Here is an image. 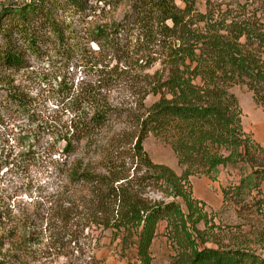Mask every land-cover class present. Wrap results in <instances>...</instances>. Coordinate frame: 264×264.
<instances>
[{
    "label": "trees",
    "instance_id": "trees-1",
    "mask_svg": "<svg viewBox=\"0 0 264 264\" xmlns=\"http://www.w3.org/2000/svg\"><path fill=\"white\" fill-rule=\"evenodd\" d=\"M237 1L206 0L201 11L197 0H131L121 20L97 30L98 39L107 40L112 48L118 38L131 36L137 41V64L146 81L138 94L143 111L133 117V150L161 183V191L180 197L188 212L175 200L148 202L114 187L108 171L116 168L98 170L78 157L81 147L99 146L102 129L112 115L120 113L102 97L98 86L73 97L75 116L61 136L65 158L52 161L59 178L91 193L79 201L51 202L60 221L70 223L82 206L85 213L79 215L83 214L84 225L134 230L140 264H152L151 247L162 221L178 244L174 264H264V257L246 248L200 247L187 225L198 203L190 190V177L205 175L216 180L221 166L242 162L251 172L236 186V195L259 186L254 184L257 180L264 183V147L245 131L243 111L232 91L235 86H246L256 104L264 107V0L252 10L253 0ZM87 9V0H25L4 7L0 11V68L23 69L28 67L29 55L37 56L49 46L65 48L76 32L67 17ZM156 62L160 68L146 72ZM149 95L158 99L146 107ZM150 135L170 145L181 174L151 160L144 148ZM113 145L120 147L121 140L115 139ZM226 195L223 189L224 201Z\"/></svg>",
    "mask_w": 264,
    "mask_h": 264
},
{
    "label": "rangeland",
    "instance_id": "rangeland-1",
    "mask_svg": "<svg viewBox=\"0 0 264 264\" xmlns=\"http://www.w3.org/2000/svg\"><path fill=\"white\" fill-rule=\"evenodd\" d=\"M24 1L0 0V11ZM87 1L84 14L67 17L76 32L65 48L49 46L37 56L29 55L28 67L23 69L0 68V264H140L134 230L84 225L83 214L79 215L85 213L82 206L67 224L50 208L56 199L79 201L80 196L91 194L59 178L52 166L53 160L65 158L61 136L75 116L72 102L80 90L101 86L102 97L120 113L112 115L102 129L99 146L81 147L78 157L98 170L116 168L108 171L114 187L148 202L175 200L188 212L180 197L161 191V183L133 150V117L143 111L138 94L146 81L137 64V41L131 36L118 38L112 48L107 40L98 39L97 30L121 20L131 0ZM260 4L253 0L249 8ZM197 8L204 11L206 0H197ZM158 68L160 62L146 72ZM232 91L242 108L246 132L264 147V107L256 104L246 86H235ZM157 99L149 95L144 104L149 107ZM115 139L121 140L120 147L113 145ZM144 148L153 162L183 172L175 152L162 140L150 135ZM103 163L105 169H101ZM250 172V166L241 162L221 166L216 180L205 175L190 177V190L198 203L187 225L200 247L246 248L264 257V183L257 180L254 184L259 186L239 195L235 192ZM223 189L227 191L225 201ZM112 209L116 212V203ZM166 226L165 221L159 224L151 247L152 264H174L178 256V244ZM176 238L180 239L179 234Z\"/></svg>",
    "mask_w": 264,
    "mask_h": 264
},
{
    "label": "crops",
    "instance_id": "crops-1",
    "mask_svg": "<svg viewBox=\"0 0 264 264\" xmlns=\"http://www.w3.org/2000/svg\"><path fill=\"white\" fill-rule=\"evenodd\" d=\"M245 129V128H244ZM246 131V130H245Z\"/></svg>",
    "mask_w": 264,
    "mask_h": 264
}]
</instances>
